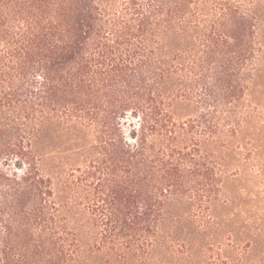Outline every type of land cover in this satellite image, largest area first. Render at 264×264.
I'll return each mask as SVG.
<instances>
[{"label":"trees","instance_id":"obj_1","mask_svg":"<svg viewBox=\"0 0 264 264\" xmlns=\"http://www.w3.org/2000/svg\"><path fill=\"white\" fill-rule=\"evenodd\" d=\"M262 131L264 0H0V264H264L206 234Z\"/></svg>","mask_w":264,"mask_h":264},{"label":"rangeland","instance_id":"obj_2","mask_svg":"<svg viewBox=\"0 0 264 264\" xmlns=\"http://www.w3.org/2000/svg\"><path fill=\"white\" fill-rule=\"evenodd\" d=\"M253 139L255 155L231 160L236 176L228 181L222 197L228 203L219 207L216 225L206 233L212 241L224 243L229 236L234 246L249 242L250 258L264 249V131Z\"/></svg>","mask_w":264,"mask_h":264}]
</instances>
